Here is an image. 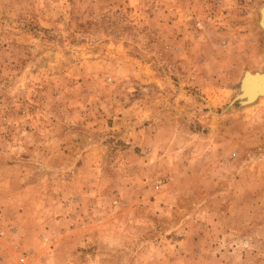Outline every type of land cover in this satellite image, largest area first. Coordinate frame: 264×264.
I'll return each mask as SVG.
<instances>
[{
  "label": "rangeland",
  "instance_id": "obj_1",
  "mask_svg": "<svg viewBox=\"0 0 264 264\" xmlns=\"http://www.w3.org/2000/svg\"><path fill=\"white\" fill-rule=\"evenodd\" d=\"M264 0H0V264H264Z\"/></svg>",
  "mask_w": 264,
  "mask_h": 264
},
{
  "label": "water",
  "instance_id": "obj_2",
  "mask_svg": "<svg viewBox=\"0 0 264 264\" xmlns=\"http://www.w3.org/2000/svg\"><path fill=\"white\" fill-rule=\"evenodd\" d=\"M260 25L262 29L264 30V7L261 9V21ZM252 74V75H251ZM249 78L254 81H260L262 84L257 87V89L253 92V94L248 95V81ZM247 88V90H246ZM259 97H264V68L262 72H254L251 73L247 71L244 75V78L241 83V93L237 96L235 99L236 101L240 102V104H248L255 102Z\"/></svg>",
  "mask_w": 264,
  "mask_h": 264
},
{
  "label": "bare ground",
  "instance_id": "obj_3",
  "mask_svg": "<svg viewBox=\"0 0 264 264\" xmlns=\"http://www.w3.org/2000/svg\"><path fill=\"white\" fill-rule=\"evenodd\" d=\"M251 73H253V72H251ZM247 81H248V92H249L248 95L251 96V94H253V92L257 89V87L262 84V82L254 81V80H251V79L249 81V78L247 79ZM246 90H247V88H246Z\"/></svg>",
  "mask_w": 264,
  "mask_h": 264
}]
</instances>
